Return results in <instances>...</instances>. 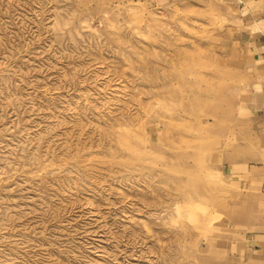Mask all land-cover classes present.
Returning <instances> with one entry per match:
<instances>
[{
    "label": "rangeland",
    "instance_id": "1",
    "mask_svg": "<svg viewBox=\"0 0 264 264\" xmlns=\"http://www.w3.org/2000/svg\"><path fill=\"white\" fill-rule=\"evenodd\" d=\"M242 34L225 0H0V264L234 253L264 167Z\"/></svg>",
    "mask_w": 264,
    "mask_h": 264
},
{
    "label": "crops",
    "instance_id": "2",
    "mask_svg": "<svg viewBox=\"0 0 264 264\" xmlns=\"http://www.w3.org/2000/svg\"><path fill=\"white\" fill-rule=\"evenodd\" d=\"M225 1L239 11L243 26L242 44L255 69L249 114L255 120L256 134L260 138L256 143L260 156L256 160L264 166V0ZM254 173L250 181L260 182L256 184L258 189L235 206L234 225L238 238L234 253L226 257L222 250H218V255L210 259L214 264H264V167Z\"/></svg>",
    "mask_w": 264,
    "mask_h": 264
}]
</instances>
